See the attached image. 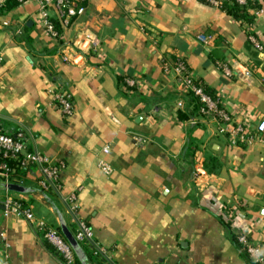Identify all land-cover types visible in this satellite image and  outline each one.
I'll use <instances>...</instances> for the list:
<instances>
[{"label":"crops","instance_id":"crops-1","mask_svg":"<svg viewBox=\"0 0 264 264\" xmlns=\"http://www.w3.org/2000/svg\"><path fill=\"white\" fill-rule=\"evenodd\" d=\"M86 1L85 14L57 39L34 2L0 12V127L22 131L33 152L65 165L48 190L39 188L38 166L19 184L30 192L12 196L55 229L60 217L71 232L89 224L107 264H249L238 235L259 246L264 260V140L232 145L211 119H183L193 106L163 71L166 62L184 60L207 94L253 132L264 121V0L260 13L242 19L207 1ZM91 38L98 50L75 57L70 47ZM238 63L250 78L237 74ZM127 78L138 86L127 88ZM56 90L71 96V117L54 104ZM136 136L148 143L138 146ZM107 146L110 176L98 168ZM198 158L213 165L196 180ZM6 195L0 180L7 242L0 264H65L32 224L5 216Z\"/></svg>","mask_w":264,"mask_h":264},{"label":"built area","instance_id":"built-area-1","mask_svg":"<svg viewBox=\"0 0 264 264\" xmlns=\"http://www.w3.org/2000/svg\"><path fill=\"white\" fill-rule=\"evenodd\" d=\"M21 4L25 2H34L38 6V13L40 15L43 26L47 33L57 39L60 34L58 33L55 22L52 20L51 12L54 11L57 16L58 22L61 26L66 29L70 26L71 21L77 17L85 14L86 7L75 6L74 1L84 2V0H15ZM210 4L221 7L222 0H206ZM232 3L243 7L255 6L261 0H230ZM6 0H0V6L4 4ZM253 11L257 15L260 13V9L253 8ZM201 41L209 45L212 42L211 37H200ZM250 41L259 49L262 50L254 37L249 38ZM70 47V46H69ZM74 50L75 57L84 58L89 52L94 49L98 50V41L91 38L87 42V46L79 45L75 43L74 46L70 47ZM65 52V50H63ZM65 57L66 52H65ZM238 70H235L239 76L250 78V72L244 64L238 63ZM242 65V66H241ZM218 67L223 72L224 76L231 78L234 76V72L226 63H218ZM165 74L172 73L175 76L176 83L181 89V92L189 97L195 98L200 104V115L211 119L217 126V132L222 136H229L232 145H252L257 141L264 140V121H260L253 132L245 126L236 123L230 114L221 108L220 102L210 97L201 85L196 81L194 75L190 69L186 66L182 59L177 60L174 64L166 62L163 67ZM124 85L127 88H135L138 86V82L133 79L123 80ZM54 104L60 108L66 117H71L74 113V105L71 96L64 91H54ZM178 108H184V102H179ZM24 139V134L19 133L17 138H13L10 135L0 134V180L3 185H9L10 177L14 170L10 168L4 161L6 159H18L23 158L22 164L27 165L28 163L37 164L42 168L43 179L38 183L41 191L49 189L51 184L58 183L61 172L64 170L65 165L63 163H53L47 157L40 155L37 152L29 153L27 146L21 140ZM135 142L138 146H144L148 143V140L142 136H136ZM110 154V148L107 146L102 150V155L98 160V168L106 175L110 176L114 173V170L107 160ZM196 180H199L206 175L205 161L202 158H198L195 165ZM69 202L72 205V209L76 212L75 206L76 197L72 195L69 198ZM4 214L5 216H16L32 224L38 231L42 232L45 240L52 245L56 252L60 254L65 264H75V253L71 246L60 234L58 229L46 224L45 222L38 220L34 215V212L29 207L25 206L21 200H18L7 191L6 198L4 200ZM78 242H84L85 240H92L93 233L91 227L82 222L80 223L79 231L75 236ZM236 241L241 249L249 256L253 264H264L262 258L261 249L256 244L252 243L248 236L238 235ZM3 247H7L5 236L0 237V250ZM105 253L104 250H102Z\"/></svg>","mask_w":264,"mask_h":264},{"label":"trees","instance_id":"trees-1","mask_svg":"<svg viewBox=\"0 0 264 264\" xmlns=\"http://www.w3.org/2000/svg\"><path fill=\"white\" fill-rule=\"evenodd\" d=\"M198 1L205 2L206 0H198ZM86 2H87L86 0H84V2L74 1V5L86 7ZM18 5H21V3L15 1V0H6V2L0 6V12H2V13L3 12H9L12 9H14L15 7H17ZM222 5H224V8L227 9L228 14L234 16V18H236V19H242V18L248 17L249 11L253 10L254 7L255 8L259 7L260 3L258 2L255 6L243 7V6H239L237 4L232 3L230 0H223ZM55 26H56L58 33L61 36V34L63 33V30H62L63 27L61 26V24L59 22L55 23ZM177 60L178 59H173V61L171 60V63H175ZM185 64H186V62H185ZM186 66L188 67L187 64H186ZM201 87L207 93L205 88L203 86H201ZM187 98H188V104L193 106V109H191V112L186 111L185 115L183 114V116H182L183 119H190V117H193L194 113L200 114V112H199L200 104H199L198 100L195 98H192L191 96H189ZM19 133H23V132L17 131L14 134H9V133L4 132L0 127V134H6V135L12 136L13 138H17V135ZM23 134H24V139H22L21 142H24L27 146V151L29 153H32L33 150H31L29 148V146L27 145L26 135H25V133H23ZM22 160H23V158L20 157L18 159H6L4 161L10 168H12L14 170V172L12 173V175L10 177V183H12V184H18V185L22 184L23 180L26 177H28V175L30 173H32V171L34 169H36L38 167L37 164H33V163H28L27 165H23ZM212 165H213V160L208 159L205 163V169L208 171H211L210 166H212ZM79 227H80V224L78 225V227L75 228V230H73L72 232L70 231L74 237L77 235V233L79 231ZM58 231L63 236L60 227H58ZM235 241H236V239H235ZM79 245L87 257V263L88 262L94 263V264H107L108 263L105 256L102 255L99 252L98 248L95 246L93 240H85L84 242H79ZM47 246L53 253H56L60 257V259L64 261L63 257L60 256L56 252V250H54V248L52 246H50L49 244H47ZM75 259H76L75 264H82L81 261L77 258V256H75ZM247 262L249 264H253V262L249 258H247Z\"/></svg>","mask_w":264,"mask_h":264},{"label":"water","instance_id":"water-1","mask_svg":"<svg viewBox=\"0 0 264 264\" xmlns=\"http://www.w3.org/2000/svg\"><path fill=\"white\" fill-rule=\"evenodd\" d=\"M4 188L9 192H15L19 194H26L30 192V190L24 186L18 185V184H9L4 185ZM60 229L63 234V237L68 242V244L71 246L72 250L74 251L77 258L81 261L82 264H87V257L82 251L79 242L76 240V238L72 235L66 224L64 223V220L60 217Z\"/></svg>","mask_w":264,"mask_h":264}]
</instances>
